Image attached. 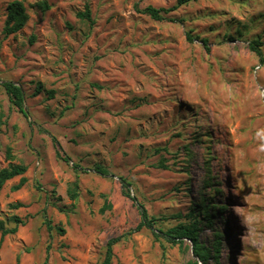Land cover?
Listing matches in <instances>:
<instances>
[{"label": "rangeland", "instance_id": "rangeland-1", "mask_svg": "<svg viewBox=\"0 0 264 264\" xmlns=\"http://www.w3.org/2000/svg\"><path fill=\"white\" fill-rule=\"evenodd\" d=\"M12 1L28 20L6 35ZM86 5L92 23L77 17ZM175 5L0 0V82L21 86L29 115L0 88V169L27 168L22 188L0 190V217L25 220L0 264H102L115 237L111 264H264V0L190 1L161 21L139 11ZM203 199L222 216L203 222ZM136 203L153 228L137 229ZM196 219L205 262L162 235Z\"/></svg>", "mask_w": 264, "mask_h": 264}, {"label": "trees", "instance_id": "trees-1", "mask_svg": "<svg viewBox=\"0 0 264 264\" xmlns=\"http://www.w3.org/2000/svg\"><path fill=\"white\" fill-rule=\"evenodd\" d=\"M190 1H196V0H176V5L172 8H156L153 6H146L143 9H139V11L146 14L152 20L161 21L165 19V15L167 13L174 10L177 6L185 5ZM34 6L43 12L50 8L49 4L46 1H38L35 3ZM77 17L80 18L81 20H85L92 23L90 9L87 5L84 11L77 13ZM27 20H28V15L26 13V9L22 4V2L20 1L10 2L6 8V19L3 28L4 33L6 35H10L18 32L24 27ZM31 38L34 39V37ZM32 39L30 41H32ZM187 40H192V38L190 36H187ZM261 45H262L261 41L253 40L249 43V48L251 49V51L256 53L262 60V53L260 49ZM0 88H2V90L8 95L10 103L13 106H15L17 110L23 114L24 117L29 118L28 111L24 106V101H25L24 92L21 86L12 81H1ZM35 88H36L35 94H38L42 90L41 83L37 82ZM55 146H56L57 157L59 159H62L63 161H66V157H64L60 152V147L57 145ZM26 171L27 168L23 165L11 164L6 168H1L0 190L5 182L16 177H19V182L11 188L12 191H17L20 188H22L27 182V179L24 176ZM94 171L101 175L108 174V171L100 165H95ZM121 182L123 189L129 186V183L125 179H121ZM123 194L126 197L131 198V200L136 201L134 197H130L128 191L127 192L123 191ZM70 196L71 198H75L76 193L72 192ZM209 200L211 201L212 197H210ZM201 201L202 202H200V206H199L200 211L198 213L204 217V220H202L203 222L204 221L211 222V218L215 217L216 214H220L218 216H222L223 211L226 209V207L223 204L210 205L206 202V199H203ZM136 205L138 207L141 216V220L137 226V229H140L141 227L153 228L155 226V223L157 222V219L153 216H149L147 210L142 204L136 203ZM22 206H23L22 204L16 203L12 205V208L18 209L19 207ZM108 207L109 205L107 206V208ZM105 208L106 207H103L101 209V212H104ZM24 224H25V220L20 218L18 215L10 214L4 217H0V244L5 236L15 234L18 230V227ZM198 224L199 222L197 221V219L193 221L190 225L178 224L163 232L162 235L165 236L168 240H170L173 244L182 243L183 240L185 239L190 241L192 244L194 255L200 258V260H202L203 262H205L206 258H208L210 254V251L206 249L200 242V239L198 237ZM48 229H50V226H48ZM56 230L59 232V234H64V230L61 227H57ZM119 240H120L119 237H115L107 241L105 258L102 264H111L112 256H113L112 247ZM217 244L218 246L216 247V251H215L216 254L219 253L220 243Z\"/></svg>", "mask_w": 264, "mask_h": 264}]
</instances>
